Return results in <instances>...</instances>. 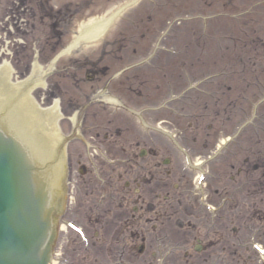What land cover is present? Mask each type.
Instances as JSON below:
<instances>
[{
    "label": "rangeland",
    "instance_id": "rangeland-1",
    "mask_svg": "<svg viewBox=\"0 0 264 264\" xmlns=\"http://www.w3.org/2000/svg\"><path fill=\"white\" fill-rule=\"evenodd\" d=\"M131 1L100 36L61 55L45 77L60 88L65 117L59 128L68 134L73 127L72 101L85 110L81 135L94 136L95 122L96 138L113 155L139 160L143 151L141 174L158 153L164 187L157 200L161 210L175 208L178 239L187 232L203 237L209 228V240L190 235L177 249V264H264V0H0V60L19 73L27 65L31 70L33 59L45 67L82 23ZM102 53L100 63L109 70L89 78L88 61ZM38 89L32 95L45 105L47 92L38 96ZM98 91L142 119L114 103L89 102ZM177 146L187 152V163ZM85 149L70 140L66 158L87 187L97 182L83 173ZM198 170L205 171L202 182ZM118 172L110 173L117 185ZM72 236L63 232L59 251H70ZM195 244L202 249L195 251ZM132 250L134 264H150Z\"/></svg>",
    "mask_w": 264,
    "mask_h": 264
},
{
    "label": "flooded vegetation",
    "instance_id": "flooded-vegetation-1",
    "mask_svg": "<svg viewBox=\"0 0 264 264\" xmlns=\"http://www.w3.org/2000/svg\"><path fill=\"white\" fill-rule=\"evenodd\" d=\"M93 64L96 66L93 68L94 72L106 70L108 67L105 65L100 68L97 62ZM49 85L46 98L59 91L57 82H50ZM97 112L98 110H94L93 114L96 115ZM92 124L94 136H89L96 148L95 153L84 155V159L89 161V168L84 169L83 173L84 175L91 173L97 184L86 187L76 176L75 178L68 176L73 196L70 197V205L67 204L61 217L78 226L82 230V235L75 233L77 236L71 237L73 245L71 244L70 251L66 246L59 251V264H134L131 257L135 253L132 248L135 247L139 256L147 263L177 264V248L186 244L191 232L183 234L181 239H178V219L173 217L175 208L169 205V212L161 210V202L157 198L161 196V189L164 186L161 185L158 175L160 171V161L156 159L158 153L156 151L151 153L153 161L150 168L141 174V170L146 167V162L142 159L144 155L141 154L139 160L136 156L113 155L104 143L96 138L98 125L95 122ZM117 131L120 133V130ZM82 154L78 155L77 159L81 158ZM68 164L71 166L70 162ZM115 168L119 169L116 178L119 179L117 181L119 185L110 176ZM133 170L136 172L135 175ZM130 174L133 175L132 178L129 177ZM125 177H129L132 184L130 180H125ZM90 196L91 201L87 202L86 198ZM130 200L133 201L132 214L128 207ZM74 205L79 211L76 208V211L74 210ZM189 222L194 229L196 224ZM205 227L203 237L197 233L192 234L191 238L197 242L209 240L208 225ZM62 237L63 234L60 237L59 248L63 241ZM202 247L203 245L199 244V250ZM77 256L80 258H76Z\"/></svg>",
    "mask_w": 264,
    "mask_h": 264
},
{
    "label": "water",
    "instance_id": "water-1",
    "mask_svg": "<svg viewBox=\"0 0 264 264\" xmlns=\"http://www.w3.org/2000/svg\"><path fill=\"white\" fill-rule=\"evenodd\" d=\"M19 142L0 125V264H48L53 224L43 183L55 186L61 172Z\"/></svg>",
    "mask_w": 264,
    "mask_h": 264
},
{
    "label": "bare ground",
    "instance_id": "bare-ground-1",
    "mask_svg": "<svg viewBox=\"0 0 264 264\" xmlns=\"http://www.w3.org/2000/svg\"><path fill=\"white\" fill-rule=\"evenodd\" d=\"M119 9L112 10L109 14L82 23L78 35L73 39L67 49H70V47L77 44L80 40H90L100 36L107 25L118 14ZM5 69L6 67L3 68L2 74L0 75V109L2 106L5 108L2 111V115L10 130L15 132V135L20 141L28 145L41 158L50 164L52 163L61 172L62 161L58 155L59 138L56 134V128L53 125V115L56 113V102L51 108L44 109V111H37L32 106L28 109L26 107L23 108L21 100L17 98L23 95L25 88L8 86L4 74ZM105 98L108 101H115L114 98L108 96ZM5 99L7 101L5 102L6 104L4 103Z\"/></svg>",
    "mask_w": 264,
    "mask_h": 264
}]
</instances>
